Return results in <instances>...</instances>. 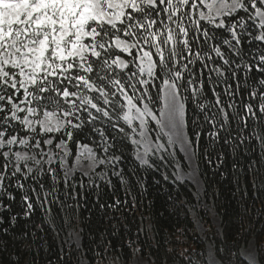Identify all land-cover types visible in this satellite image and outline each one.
Listing matches in <instances>:
<instances>
[{"label": "snow or ice", "instance_id": "6c2138e0", "mask_svg": "<svg viewBox=\"0 0 264 264\" xmlns=\"http://www.w3.org/2000/svg\"><path fill=\"white\" fill-rule=\"evenodd\" d=\"M189 124L197 148L207 136L209 164L219 168L229 151L249 156L256 187L264 173V0H0V213L10 214L0 225L17 222L11 188L23 193L24 217L39 205L53 226L52 205L79 207L83 197L68 183L70 142L82 149L77 162H89L91 186L112 187L111 177L124 186L126 153L159 171L171 164L174 141L166 132L167 144L153 147L152 132L175 130L191 145ZM90 134L95 148L79 142ZM96 199L106 217L128 203ZM35 227L38 244L44 227ZM247 264H261L259 254Z\"/></svg>", "mask_w": 264, "mask_h": 264}, {"label": "trees", "instance_id": "16d2710c", "mask_svg": "<svg viewBox=\"0 0 264 264\" xmlns=\"http://www.w3.org/2000/svg\"><path fill=\"white\" fill-rule=\"evenodd\" d=\"M261 75L255 71L249 74L250 78L255 79L261 78ZM194 112L196 109L189 105V119ZM257 116H260L258 110ZM252 124L249 121L250 128ZM159 131V128H155L152 135L158 133L166 142ZM188 136L193 140L192 146L204 196L212 204L221 222L219 231L205 208L199 207L196 210L206 238L213 244L215 256L221 264H247L240 250L250 239H254L261 264H264V190H258L261 183H264V173L258 176L254 188L253 175L247 173L250 157L243 151H239L237 155L226 152L223 163L217 168V160L214 159L209 164L203 155L207 136L202 134L199 148L195 143L191 124ZM93 138L95 137L91 134L89 138L81 135L79 142L95 148ZM68 147L71 152L68 159L72 162L78 147L71 142ZM169 153L171 155L167 159L171 164L161 165L159 171L141 168L126 153L128 159L121 165L128 180V184L124 186L118 178L111 177L114 186L102 184L100 189H96L89 184L88 177L75 173L68 183L75 184L83 198L79 201V207L72 201H68L72 207L63 209L59 205H52L54 226L45 222L48 217L39 205H34L30 217H24L21 201L23 193L11 188L10 191L15 196V200L11 202V215H19L14 227L7 220L0 225V264H9V261L12 264H80L82 259L86 264H130L136 255L146 257L148 264H189L190 259L193 264H208L205 241L198 232L189 208L195 203L193 186L189 181L178 180L173 175L176 163L186 168L184 156L177 148ZM53 167L57 169L62 181L63 170L59 163L53 164ZM102 169L103 166L96 171ZM165 174L169 177L167 180L164 179ZM81 181L83 188L79 187ZM42 182L51 184L49 177H45ZM59 189L63 199V182ZM97 192L101 203H113L115 199L128 203L122 204L119 212L113 213L109 210L106 217L97 204ZM37 224L43 225L44 231L38 233L41 238L38 244H33L31 233L38 231L35 227ZM5 227L10 229L8 234L2 231ZM70 228H81L79 246L62 240Z\"/></svg>", "mask_w": 264, "mask_h": 264}, {"label": "rangeland", "instance_id": "374dc122", "mask_svg": "<svg viewBox=\"0 0 264 264\" xmlns=\"http://www.w3.org/2000/svg\"><path fill=\"white\" fill-rule=\"evenodd\" d=\"M159 132L164 135L166 132H171L172 139L174 143L168 147V151L173 152L175 148H177L182 155L184 156V160L186 163V168H183L179 163L175 164V178L178 180H187L193 186V193L195 197V203L193 206H189L190 212L195 220L197 229L199 234L201 235L202 239L205 241L206 248H207V261L208 264H221L218 258L215 256L213 244L207 240L203 225L200 219L197 217L196 210L199 207L205 208L211 216V221L214 224L217 230H221V222L219 217L217 216L215 210L213 209L212 204L205 198L204 196V187L202 180L198 174L197 164L195 160L194 148L189 144L183 143L182 140L179 138L175 130H170L168 128H159ZM156 137H160L158 133L155 136L151 135V139L153 140V147L156 143H165L167 144L168 135H164L166 142H164L161 138L159 140ZM90 147V146H89ZM82 151V149H77V153ZM143 151V149H141ZM77 153L72 162H69L67 157L66 160V168L70 170V178L74 176L75 173H79L84 177H88L83 175L84 172H90V166L87 159L81 157L79 162L76 160ZM58 163V162H57ZM64 242L74 244L76 246L80 245L81 240V228H70L68 233L65 237L62 238ZM241 255L247 260L248 254H257L256 251V244L254 239H250L246 245H244L241 250ZM148 259L141 255H136L131 260L130 264H148ZM80 264H86L85 260L82 259ZM121 264V263H116ZM163 264H176V263H163Z\"/></svg>", "mask_w": 264, "mask_h": 264}]
</instances>
